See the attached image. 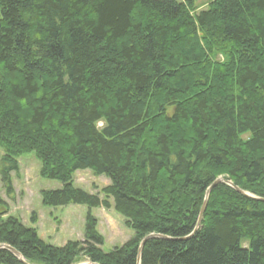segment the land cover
<instances>
[{
    "label": "trees",
    "instance_id": "16d2710c",
    "mask_svg": "<svg viewBox=\"0 0 264 264\" xmlns=\"http://www.w3.org/2000/svg\"><path fill=\"white\" fill-rule=\"evenodd\" d=\"M195 2L0 0L6 193L33 153L62 184L44 206H114L135 233L105 252L89 212L84 240L56 247L0 198V247L28 264H137L156 235L169 240H148L140 264H264V203L226 183L194 233L217 179L264 199V0ZM81 170L110 185L75 188ZM0 264L22 263L1 249Z\"/></svg>",
    "mask_w": 264,
    "mask_h": 264
},
{
    "label": "rangeland",
    "instance_id": "374dc122",
    "mask_svg": "<svg viewBox=\"0 0 264 264\" xmlns=\"http://www.w3.org/2000/svg\"><path fill=\"white\" fill-rule=\"evenodd\" d=\"M213 1L196 0V12L205 10ZM217 60L222 61V58L218 56ZM102 126L103 123L98 124L99 128ZM2 157L3 152L0 149V163ZM18 162V172L12 173L14 197H9L6 193L0 177V198L7 206L9 216L20 220L27 228L35 229L47 244L63 247L70 241H83L89 212L97 220V231L105 241L101 249L105 252L123 246L134 237L135 233L127 228L125 218L115 211L114 206L110 210L102 208L90 210L86 206L76 204L65 207L44 206L41 192L59 190L62 184L40 176L42 165L35 154L24 155ZM108 185L109 179L105 176H96L91 170L77 171L74 175V187L92 195H99ZM87 262L81 259L76 264Z\"/></svg>",
    "mask_w": 264,
    "mask_h": 264
},
{
    "label": "water",
    "instance_id": "95a60500",
    "mask_svg": "<svg viewBox=\"0 0 264 264\" xmlns=\"http://www.w3.org/2000/svg\"><path fill=\"white\" fill-rule=\"evenodd\" d=\"M221 183H226L227 185L231 186L233 189H235L239 194L247 197V198H250L252 200H255V201H259V202H262L264 203V199H261V198H257L255 196H252L251 194L247 193V192H244L243 190L235 187L231 182H227L225 180H223L222 178L220 179H217V181L209 188V190L207 191V194H206V197H205V200H204V203H203V206L200 210V213H199V217H198V221H197V225H196V228H195V232H197V230L200 228V225L203 221V217H204V213L206 211V208H207V203H208V200H209V196H210V193L211 191L218 185V184H221ZM191 237V236H190ZM155 238H160V239H165V240H169L168 238L166 237H162V236H156V235H151L147 238L144 239V241L141 243V246L139 248V251H138V259H137V264H140L141 263V256H142V250H143V247L144 245L146 244V242L150 239H155ZM1 249H7L9 252L12 253L13 256H15L22 264H28L24 259L23 257L21 256L20 253H18L16 250L10 248V247H6V246H1L0 247V250ZM84 264H96V263H91V262H87V263H84Z\"/></svg>",
    "mask_w": 264,
    "mask_h": 264
}]
</instances>
